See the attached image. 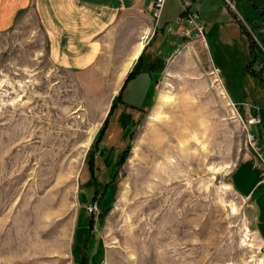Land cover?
I'll return each mask as SVG.
<instances>
[{
	"label": "rangeland",
	"instance_id": "obj_1",
	"mask_svg": "<svg viewBox=\"0 0 264 264\" xmlns=\"http://www.w3.org/2000/svg\"><path fill=\"white\" fill-rule=\"evenodd\" d=\"M192 1L204 35H188L185 21L179 34L157 30L145 60L158 50L161 71L124 91L123 42L76 68L54 63L31 22L0 33V264H264L251 201L230 181L253 149L250 133L264 156V92L245 68V34L223 23V2L236 11L238 0ZM250 3L240 2L242 15L258 14ZM166 5L159 22L172 27L181 8ZM244 23L264 47V24L258 34L257 23ZM253 64L264 66V53ZM244 90L258 102L255 126L234 101ZM122 114L131 115L127 127Z\"/></svg>",
	"mask_w": 264,
	"mask_h": 264
},
{
	"label": "crops",
	"instance_id": "obj_2",
	"mask_svg": "<svg viewBox=\"0 0 264 264\" xmlns=\"http://www.w3.org/2000/svg\"><path fill=\"white\" fill-rule=\"evenodd\" d=\"M152 1L0 0V33L15 29L21 22H26V24L31 22L42 29L45 40L49 43L48 55L54 63L76 68L89 66L106 47H110L109 43L123 42L125 53L121 56L127 60L131 59L126 64L131 68L118 84L117 89H121L139 56L142 53L146 54L148 44L154 37L157 28H162L163 32L177 34L180 25L184 22L182 9H180V17L176 19L175 25L167 27L169 22L160 25L159 21L164 16L168 0H166L159 19L152 15L150 9ZM195 5L194 1L193 8ZM223 11L226 14L225 18L229 16L223 23L234 24V30L240 32L241 24L245 20L244 15L238 9L228 11L224 2ZM231 16L234 19L230 18ZM204 28L207 31V25L204 24ZM154 51H149L151 52L149 60H153L156 53ZM112 56L113 58L118 57L114 53ZM132 62H134L133 66ZM115 65L118 64L115 63ZM120 72L121 70L118 74ZM142 73L144 70L140 74ZM140 74L128 81L127 84L137 79ZM257 83L258 79L255 84ZM235 103L241 105L243 112L247 111L249 115L253 116L254 114L255 117H260L257 113L260 110L258 102L250 101L248 96ZM254 146L250 152L242 156L241 161L233 169L230 181L241 196L251 201L252 210H254L255 233L264 244V156L257 148L256 143Z\"/></svg>",
	"mask_w": 264,
	"mask_h": 264
},
{
	"label": "trees",
	"instance_id": "obj_3",
	"mask_svg": "<svg viewBox=\"0 0 264 264\" xmlns=\"http://www.w3.org/2000/svg\"><path fill=\"white\" fill-rule=\"evenodd\" d=\"M243 0H238L237 2V8L240 12L241 10L239 9V6H240V2H242ZM251 3L254 7H257L258 9V14L256 15H253V16H245L244 15V18L246 20L247 23L250 24V22L253 24L254 23H257V24H254L255 27H257L256 32L259 34V32L257 31L258 30V27L260 26V24H264V6H258L257 5V0H254L256 1V3L253 2V0H250ZM249 2V1H248ZM261 5V4H260ZM259 23V24H258ZM241 30L243 32V34H245L246 36V39L248 41V50H249V55H250V60L248 61V63H246L245 65V68H246V71L249 73V74H252L254 77H256L259 81V83L261 84V88H262V91L264 92V66H261L260 64L258 66L260 67H254L253 63H255V60H256V57H257V52H262L264 53V50L263 48L264 47H260L259 44L257 43V41L254 39L253 35H250V33L247 31L245 25L242 23L241 24ZM162 29V28H160ZM157 30H159V28H157ZM157 30L155 32V35L157 33ZM155 37V36H154ZM153 37V38H154ZM264 41V39H262ZM151 44V41L150 43L148 44V46ZM173 51L175 50V45L173 46ZM172 49V48H171ZM171 51L170 53H168V56L170 54H172ZM154 52L155 53V56L153 57V60H149V62H146V56H145V53H142L135 66L133 67V69L130 71V73L128 74L127 76V79L125 81V84L123 85V88H122V91H124L128 81H130L131 79L135 78L138 74L141 73L142 70H144V73H147V72H156V74H158L160 71H161V67L163 65V63L165 62L164 61V58L159 56V52L158 50H155ZM229 91V90H228ZM238 93H240L239 91H237ZM230 93V92H229ZM255 93V92H254ZM236 94V93H235ZM249 93H247V90H244L243 91V97L242 98H245V97H249L248 95ZM231 97L233 98L234 95H232L230 93ZM237 96H240L241 94H236ZM122 98H123V92H121L120 94H118V96L115 98V102L113 103V106H112V110L111 112L113 111L115 105H116V101L120 100V103L122 102ZM234 99V98H233ZM253 102L255 101V99H252ZM234 101H238V100H235ZM110 112V114H111ZM110 114L108 116V118L106 119V123L103 124L102 128L100 129L98 135H97V138H96V144H98L99 141H101L105 135V131L108 127V122H109V117H110ZM131 118V115L130 114H122L120 119H119V122L121 124L122 127H127L129 125V120ZM260 118V117H259ZM261 119V118H260ZM262 121V120H261ZM88 164H89V171H90V174H91V180L93 181V195H92V198L91 197V193L88 194V198L93 200L96 198V194H97V189H96V183H95V172H96V162L93 161V157H92V152L91 154L89 155V160H88ZM98 250V253H96V256H95V259L98 257V255H102V249H97ZM87 262V261H86Z\"/></svg>",
	"mask_w": 264,
	"mask_h": 264
},
{
	"label": "built area",
	"instance_id": "obj_4",
	"mask_svg": "<svg viewBox=\"0 0 264 264\" xmlns=\"http://www.w3.org/2000/svg\"><path fill=\"white\" fill-rule=\"evenodd\" d=\"M182 9V18L184 21L190 26L192 25V29H187L188 35L191 30L197 29L202 35H204V25L197 23V20L200 18V14L193 10V1L192 0H176ZM229 4L233 0H227ZM166 0H153L150 5V9L154 18L159 19L162 14V10L165 6ZM261 119L259 117H255L250 115V119H248L249 125H254L260 123ZM249 142L251 146L254 148V143L256 142V138L254 134L250 133ZM91 208V207H90Z\"/></svg>",
	"mask_w": 264,
	"mask_h": 264
},
{
	"label": "bare ground",
	"instance_id": "obj_5",
	"mask_svg": "<svg viewBox=\"0 0 264 264\" xmlns=\"http://www.w3.org/2000/svg\"><path fill=\"white\" fill-rule=\"evenodd\" d=\"M160 97H161L160 99H161V102H162V103H164V102H168V101L172 100V98H171L170 96H165V95H163V97H162V94H161ZM159 104H161V103H159ZM185 105H186V104H185ZM190 106H191V105H190ZM186 108H187V109H190V108L187 107V106H186ZM187 109H184V111H186ZM184 111H183V112H184ZM185 113H186V112H185ZM183 114H184V113H183ZM65 230H67V229H65ZM66 232H68V231H66ZM64 233H65V232H64ZM63 235H64V237H66L67 234L65 233V234H63Z\"/></svg>",
	"mask_w": 264,
	"mask_h": 264
}]
</instances>
